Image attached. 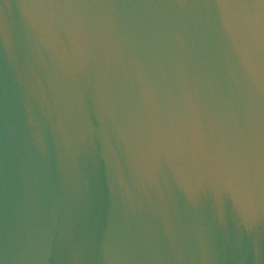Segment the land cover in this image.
<instances>
[{"label": "water", "instance_id": "water-1", "mask_svg": "<svg viewBox=\"0 0 264 264\" xmlns=\"http://www.w3.org/2000/svg\"><path fill=\"white\" fill-rule=\"evenodd\" d=\"M0 264H264V0H0Z\"/></svg>", "mask_w": 264, "mask_h": 264}]
</instances>
